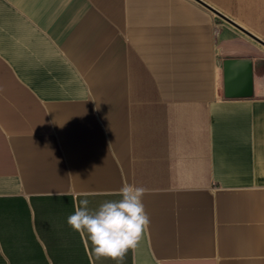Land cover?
<instances>
[{"label": "crops", "instance_id": "0c3cea01", "mask_svg": "<svg viewBox=\"0 0 264 264\" xmlns=\"http://www.w3.org/2000/svg\"><path fill=\"white\" fill-rule=\"evenodd\" d=\"M264 41V0H200ZM143 186L121 264H264V46L196 0H0V264H116L67 217Z\"/></svg>", "mask_w": 264, "mask_h": 264}, {"label": "clouds", "instance_id": "9594fccd", "mask_svg": "<svg viewBox=\"0 0 264 264\" xmlns=\"http://www.w3.org/2000/svg\"><path fill=\"white\" fill-rule=\"evenodd\" d=\"M143 186L124 183L115 195L119 199L104 200L90 208L89 200L82 199L67 224L87 236L97 260L104 258L121 264L129 250H135L150 225L143 197Z\"/></svg>", "mask_w": 264, "mask_h": 264}, {"label": "water", "instance_id": "95a60500", "mask_svg": "<svg viewBox=\"0 0 264 264\" xmlns=\"http://www.w3.org/2000/svg\"><path fill=\"white\" fill-rule=\"evenodd\" d=\"M197 2H199L200 4H202L203 6H205L206 8H208L209 10H211L212 12L220 15L221 17H223L225 20H227L228 22H230L231 24H233L235 27H237L239 30H241L242 32H244L246 35H248L249 37H251L253 40H255L256 42H258L260 45L264 46V41L259 39L257 36H255L254 34L248 32L247 30H245L244 28H242L241 26H238L236 24H234L233 22H231V20L227 19L226 17L222 16L221 14H219L216 10H214L213 8H211L210 6H208L207 4H205L204 2L200 1V0H196Z\"/></svg>", "mask_w": 264, "mask_h": 264}]
</instances>
